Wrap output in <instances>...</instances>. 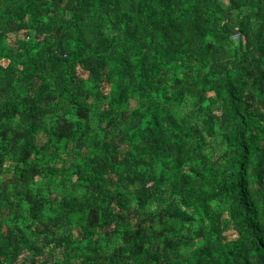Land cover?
Segmentation results:
<instances>
[{
	"label": "trees",
	"instance_id": "obj_1",
	"mask_svg": "<svg viewBox=\"0 0 264 264\" xmlns=\"http://www.w3.org/2000/svg\"><path fill=\"white\" fill-rule=\"evenodd\" d=\"M0 264H264V0H0Z\"/></svg>",
	"mask_w": 264,
	"mask_h": 264
}]
</instances>
